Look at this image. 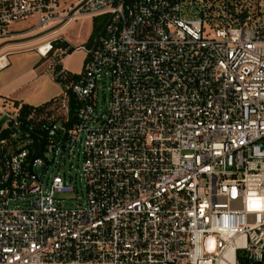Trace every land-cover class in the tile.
I'll use <instances>...</instances> for the list:
<instances>
[{"label":"built area","instance_id":"2783aa9c","mask_svg":"<svg viewBox=\"0 0 264 264\" xmlns=\"http://www.w3.org/2000/svg\"><path fill=\"white\" fill-rule=\"evenodd\" d=\"M78 18L82 71L0 109V264H264V0H0V45Z\"/></svg>","mask_w":264,"mask_h":264},{"label":"rangeland","instance_id":"374dc122","mask_svg":"<svg viewBox=\"0 0 264 264\" xmlns=\"http://www.w3.org/2000/svg\"><path fill=\"white\" fill-rule=\"evenodd\" d=\"M95 23L98 25L100 19L78 18L66 24L63 29L58 31V35H47L39 40L24 44H8L0 49V52L2 50L3 52H7L10 62L8 68L0 71L1 74L16 76L26 71L28 67L32 68L37 65L34 70L35 80L31 83L30 87L17 91L13 97L21 99L24 102L26 101L30 105L38 106L48 99L46 98L48 95L61 93L64 86L62 88L56 81V72L52 66L55 65L57 57L59 59L60 55L65 53L64 51L68 45L73 49L84 46L88 37L92 34ZM48 42H51V49L45 57H41L37 53L36 48L42 47ZM84 59V51L82 49H75L71 53H67L59 62L63 68L62 70L66 73L78 74L82 71ZM108 84L109 79L107 76H103L97 82L96 101L98 110H103L107 105L109 96ZM1 108L4 110H12L13 101L0 100ZM80 163L81 157L75 151L74 154L66 155L63 158L58 157L56 163L50 168L51 174H56L57 172L62 173L64 169L66 176H71L75 180L71 183L73 192L57 196L62 201L61 203L64 208H82L85 206V188L82 182L79 181Z\"/></svg>","mask_w":264,"mask_h":264},{"label":"crops","instance_id":"0c3cea01","mask_svg":"<svg viewBox=\"0 0 264 264\" xmlns=\"http://www.w3.org/2000/svg\"><path fill=\"white\" fill-rule=\"evenodd\" d=\"M0 57H3L4 61L6 62V65L4 67L0 66V71H3L10 66V62L8 60L7 52H3V50L0 52ZM63 57H62V55H60V58H63ZM56 60H58V59H56ZM36 67H37V65L33 66L32 68L28 67V69L26 71H24L23 73H20L16 76H11V75H7V74L4 75V74L0 73V100H11L14 102L30 105L26 101L24 102L21 99L14 98L13 95L16 94L17 91H19L23 88L30 87L31 83L35 80L34 70L36 69ZM52 67L54 69V65ZM67 74L72 75V76H76L79 73L78 74L67 73ZM59 95H60V93L50 95V96L48 95V97H46L48 99H46L45 101L40 103V105L52 100L53 98H55ZM30 106H33V105H30Z\"/></svg>","mask_w":264,"mask_h":264},{"label":"water","instance_id":"95a60500","mask_svg":"<svg viewBox=\"0 0 264 264\" xmlns=\"http://www.w3.org/2000/svg\"><path fill=\"white\" fill-rule=\"evenodd\" d=\"M83 4H84V2H83L79 7H81ZM79 7L76 8L75 10H73V11L71 12V15H72L76 10H78ZM62 25H63V24H58V25L54 26L53 28L49 29L48 31L43 32V33H41V34H37V35H34V36H29V37H25V38H19V39H14V40L6 41V42H4L3 44L0 45V49H2L5 45H8V44H24V43L32 42V41H34V40H39V39L44 38L45 36H47V35H49V34L55 32V31L59 30V29L62 27ZM65 54H66V53L62 54V57H63ZM59 60H60V58L56 61L55 66H54V71H55V72H60V71L62 70V66L58 63ZM5 119H6V118L4 117V118H2V119L0 120V126H2V124H3L4 121H5Z\"/></svg>","mask_w":264,"mask_h":264},{"label":"trees","instance_id":"16d2710c","mask_svg":"<svg viewBox=\"0 0 264 264\" xmlns=\"http://www.w3.org/2000/svg\"><path fill=\"white\" fill-rule=\"evenodd\" d=\"M101 26H102V22L101 21H100V23L98 25H96V23H95L93 31H92V34L90 35V37L93 36L95 33H97L100 30ZM73 50L74 49L71 48V49H69V51L67 53L69 54ZM51 101L52 100H50V101H48V102H46L44 104H41L39 106H30V105H27V104H22V103H18V102H14L13 101V106L15 108H18L19 110H21L22 113H29V112H32V111H42V110H44Z\"/></svg>","mask_w":264,"mask_h":264},{"label":"bare ground","instance_id":"6f19581e","mask_svg":"<svg viewBox=\"0 0 264 264\" xmlns=\"http://www.w3.org/2000/svg\"><path fill=\"white\" fill-rule=\"evenodd\" d=\"M4 62V58L0 60V64L2 65ZM231 251H229V254H230ZM230 257V256H229Z\"/></svg>","mask_w":264,"mask_h":264},{"label":"flooded vegetation","instance_id":"af4514ba","mask_svg":"<svg viewBox=\"0 0 264 264\" xmlns=\"http://www.w3.org/2000/svg\"><path fill=\"white\" fill-rule=\"evenodd\" d=\"M58 59V58H57ZM61 59V58H60ZM60 61V60H59ZM60 64V62H58ZM55 66V65H54Z\"/></svg>","mask_w":264,"mask_h":264}]
</instances>
